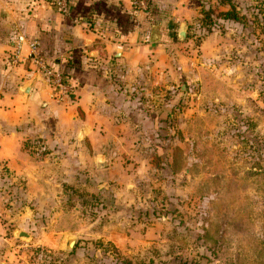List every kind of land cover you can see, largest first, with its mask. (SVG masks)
<instances>
[{"label":"rangeland","instance_id":"obj_1","mask_svg":"<svg viewBox=\"0 0 264 264\" xmlns=\"http://www.w3.org/2000/svg\"><path fill=\"white\" fill-rule=\"evenodd\" d=\"M219 1L189 26L184 76L147 91L168 100L139 97L97 143L26 118L50 132L0 165L3 264H264V0H231L238 21Z\"/></svg>","mask_w":264,"mask_h":264},{"label":"crops","instance_id":"obj_2","mask_svg":"<svg viewBox=\"0 0 264 264\" xmlns=\"http://www.w3.org/2000/svg\"><path fill=\"white\" fill-rule=\"evenodd\" d=\"M56 1L0 0V165L17 166L22 140L27 135L41 137L50 132H28V117L38 119L40 128L46 127L50 117L56 121L74 119V132L79 135L82 130L95 141L109 124L114 125L110 118L116 114L140 116L139 97L146 95L154 102L168 100L162 97L163 91L156 95L147 91L157 86L167 89L169 83L174 88V82L184 76V48L193 52L189 26L200 17L204 3L146 0L147 9L137 10L132 0H69L67 14H61ZM182 26L186 30L184 43L178 40ZM16 33L37 41L46 63L75 83L73 103L53 92L26 60L25 48L21 63L10 60ZM212 35L204 38L199 48L208 44ZM156 110L151 118L167 111ZM3 228L0 223V264L5 258L3 245L5 254H11L7 251L10 239L3 235Z\"/></svg>","mask_w":264,"mask_h":264},{"label":"built area","instance_id":"obj_3","mask_svg":"<svg viewBox=\"0 0 264 264\" xmlns=\"http://www.w3.org/2000/svg\"><path fill=\"white\" fill-rule=\"evenodd\" d=\"M132 6L137 10H146V0H132ZM56 9L61 14H67L69 9V0H57L55 3ZM26 49V60L29 64L49 82L53 92L57 94L59 98H65L70 103L74 102L72 98L73 90L75 86L72 80L56 71L53 66H50L44 60L40 47L37 41L27 39L24 34L16 33L14 36V50L11 54L10 60L14 63L22 62V52Z\"/></svg>","mask_w":264,"mask_h":264},{"label":"trees","instance_id":"obj_4","mask_svg":"<svg viewBox=\"0 0 264 264\" xmlns=\"http://www.w3.org/2000/svg\"><path fill=\"white\" fill-rule=\"evenodd\" d=\"M70 2V1H69ZM219 4L220 5H227L230 7V10L228 11H225V12H220V16L222 17V19L224 20H231V21H238V17L237 15L235 14L234 12V9L232 8V5H231V0H220L219 1ZM211 15H212V12L209 10V11H204L202 13V21L203 20H209L211 18ZM41 52V51H40ZM54 68V67H53ZM56 71H58L59 73H61L62 75L64 76H67L65 75L64 73H62L60 70L54 68ZM68 77V76H67ZM74 86L76 87L75 83H73Z\"/></svg>","mask_w":264,"mask_h":264},{"label":"water","instance_id":"obj_5","mask_svg":"<svg viewBox=\"0 0 264 264\" xmlns=\"http://www.w3.org/2000/svg\"><path fill=\"white\" fill-rule=\"evenodd\" d=\"M185 32H186V30H185V27L184 26H182L181 28H180V31H179V34H178V38L180 39V40H183L184 38H185ZM25 94H28V87H26L25 88ZM16 236H18L19 238H24V239H27L28 238V235L27 234H25V233H23V232H17L16 233ZM72 243V244H71ZM74 246V241H70L69 243H68V247H73Z\"/></svg>","mask_w":264,"mask_h":264},{"label":"bare ground","instance_id":"obj_6","mask_svg":"<svg viewBox=\"0 0 264 264\" xmlns=\"http://www.w3.org/2000/svg\"><path fill=\"white\" fill-rule=\"evenodd\" d=\"M72 244V243H71Z\"/></svg>","mask_w":264,"mask_h":264}]
</instances>
